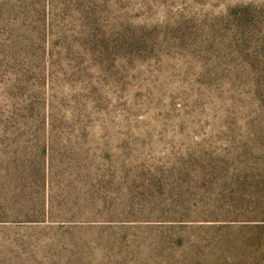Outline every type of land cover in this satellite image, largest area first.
<instances>
[{
    "label": "rangeland",
    "instance_id": "obj_1",
    "mask_svg": "<svg viewBox=\"0 0 264 264\" xmlns=\"http://www.w3.org/2000/svg\"><path fill=\"white\" fill-rule=\"evenodd\" d=\"M0 264H264V0H0Z\"/></svg>",
    "mask_w": 264,
    "mask_h": 264
}]
</instances>
